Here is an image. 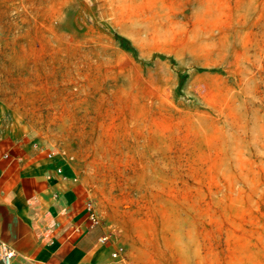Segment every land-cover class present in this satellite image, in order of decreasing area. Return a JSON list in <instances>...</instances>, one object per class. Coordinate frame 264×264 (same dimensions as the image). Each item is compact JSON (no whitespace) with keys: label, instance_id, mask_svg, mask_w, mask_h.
I'll return each mask as SVG.
<instances>
[{"label":"rangeland","instance_id":"374dc122","mask_svg":"<svg viewBox=\"0 0 264 264\" xmlns=\"http://www.w3.org/2000/svg\"><path fill=\"white\" fill-rule=\"evenodd\" d=\"M1 128L126 264H264V0H0Z\"/></svg>","mask_w":264,"mask_h":264},{"label":"crops","instance_id":"0c3cea01","mask_svg":"<svg viewBox=\"0 0 264 264\" xmlns=\"http://www.w3.org/2000/svg\"><path fill=\"white\" fill-rule=\"evenodd\" d=\"M88 202L83 184L44 147L0 129V243L14 251L10 264H126L112 257L118 250L100 221L89 226Z\"/></svg>","mask_w":264,"mask_h":264},{"label":"built area","instance_id":"2783aa9c","mask_svg":"<svg viewBox=\"0 0 264 264\" xmlns=\"http://www.w3.org/2000/svg\"><path fill=\"white\" fill-rule=\"evenodd\" d=\"M48 156H51V155L48 154ZM86 209L88 212L89 226L93 227L96 224H98V222H99L98 216L96 215L91 202L87 203ZM99 241H100V243H105L108 241V237L103 236L99 239ZM118 255H119V251H115L114 253H112L113 258H117ZM13 257H14L13 249L4 243H0V261H1V264H10Z\"/></svg>","mask_w":264,"mask_h":264},{"label":"trees","instance_id":"16d2710c","mask_svg":"<svg viewBox=\"0 0 264 264\" xmlns=\"http://www.w3.org/2000/svg\"><path fill=\"white\" fill-rule=\"evenodd\" d=\"M115 39L118 41L119 46L123 48L124 50L133 52V47L131 46L130 42L122 37V36H116ZM183 79L181 78L179 81V86L182 85Z\"/></svg>","mask_w":264,"mask_h":264}]
</instances>
